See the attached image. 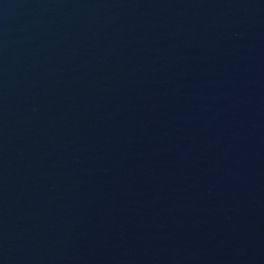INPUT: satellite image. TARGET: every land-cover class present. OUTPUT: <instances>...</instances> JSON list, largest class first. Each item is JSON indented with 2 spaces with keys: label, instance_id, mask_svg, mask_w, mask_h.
I'll list each match as a JSON object with an SVG mask.
<instances>
[{
  "label": "water",
  "instance_id": "obj_1",
  "mask_svg": "<svg viewBox=\"0 0 264 264\" xmlns=\"http://www.w3.org/2000/svg\"><path fill=\"white\" fill-rule=\"evenodd\" d=\"M0 264H264V0H0Z\"/></svg>",
  "mask_w": 264,
  "mask_h": 264
}]
</instances>
